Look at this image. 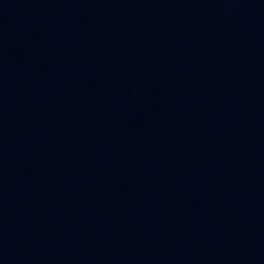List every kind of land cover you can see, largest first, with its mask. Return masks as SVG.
Segmentation results:
<instances>
[{
	"label": "water",
	"instance_id": "obj_1",
	"mask_svg": "<svg viewBox=\"0 0 264 264\" xmlns=\"http://www.w3.org/2000/svg\"><path fill=\"white\" fill-rule=\"evenodd\" d=\"M0 264H264V0H0Z\"/></svg>",
	"mask_w": 264,
	"mask_h": 264
}]
</instances>
